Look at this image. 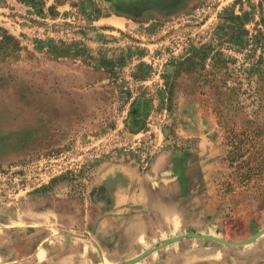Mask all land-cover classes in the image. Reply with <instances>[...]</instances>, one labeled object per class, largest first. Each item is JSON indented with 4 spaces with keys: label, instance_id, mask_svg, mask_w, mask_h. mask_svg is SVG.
Returning a JSON list of instances; mask_svg holds the SVG:
<instances>
[{
    "label": "rangeland",
    "instance_id": "374dc122",
    "mask_svg": "<svg viewBox=\"0 0 264 264\" xmlns=\"http://www.w3.org/2000/svg\"><path fill=\"white\" fill-rule=\"evenodd\" d=\"M6 35L0 264H264V0H0Z\"/></svg>",
    "mask_w": 264,
    "mask_h": 264
},
{
    "label": "crops",
    "instance_id": "0c3cea01",
    "mask_svg": "<svg viewBox=\"0 0 264 264\" xmlns=\"http://www.w3.org/2000/svg\"><path fill=\"white\" fill-rule=\"evenodd\" d=\"M127 173V170H123V167H115L109 171L111 177L115 176V181L111 179L114 183L112 181L110 183L109 194L113 207L120 212L128 209L130 202H133L132 204H139L145 202L147 199V193L142 186L139 185V187L136 188L137 186L134 184L133 176L130 177L129 185L126 186H122L120 181L117 180L119 176H124V174L129 176Z\"/></svg>",
    "mask_w": 264,
    "mask_h": 264
},
{
    "label": "trees",
    "instance_id": "16d2710c",
    "mask_svg": "<svg viewBox=\"0 0 264 264\" xmlns=\"http://www.w3.org/2000/svg\"><path fill=\"white\" fill-rule=\"evenodd\" d=\"M8 41L11 42V41H14V39H13L12 37L7 36V35L4 36V37L2 38V40L0 41V45H1V47H2L4 44L8 43ZM246 164L249 165L250 163H246ZM253 176H254V175L251 174L250 170H248V171L244 174V176L241 177V178L243 179L242 182L244 183L245 186L248 185V183L251 181V178H252ZM257 195H258L260 198H263V199H264V192L258 193Z\"/></svg>",
    "mask_w": 264,
    "mask_h": 264
}]
</instances>
